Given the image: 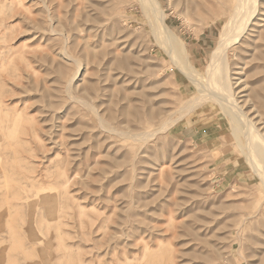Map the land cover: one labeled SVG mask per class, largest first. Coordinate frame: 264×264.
Instances as JSON below:
<instances>
[{"label":"rangeland","instance_id":"rangeland-1","mask_svg":"<svg viewBox=\"0 0 264 264\" xmlns=\"http://www.w3.org/2000/svg\"><path fill=\"white\" fill-rule=\"evenodd\" d=\"M159 1L205 74L231 2ZM259 2L228 58L264 134ZM158 43L140 0H0V264H264V185Z\"/></svg>","mask_w":264,"mask_h":264},{"label":"bare ground","instance_id":"bare-ground-1","mask_svg":"<svg viewBox=\"0 0 264 264\" xmlns=\"http://www.w3.org/2000/svg\"><path fill=\"white\" fill-rule=\"evenodd\" d=\"M140 1L149 19L152 32L159 42L158 44L169 54L174 64L180 68L197 88L198 94L189 99L180 108L182 109V115L180 116L183 117L207 99H214L219 102L221 109L230 118L233 134L239 140V145L244 150L251 168L264 185V134L258 129L253 120L245 114L235 98L228 58L230 47L239 43L247 31L250 30L248 29L249 25L259 9V0H229L231 2L229 6L230 13L227 21L222 25L220 37L212 52L211 61L206 67L205 74L201 73L197 66L191 62L185 42L168 26L166 13L160 1ZM186 12L184 13L186 22L188 25H192V18ZM68 89L67 87V92L69 91ZM82 101L85 100L83 99ZM98 121L102 122V119L100 118ZM104 127L106 128V126ZM135 134V137L141 139H147L151 136V133L145 132ZM240 135L244 137V143H240Z\"/></svg>","mask_w":264,"mask_h":264}]
</instances>
